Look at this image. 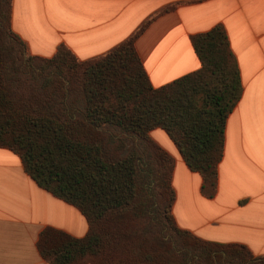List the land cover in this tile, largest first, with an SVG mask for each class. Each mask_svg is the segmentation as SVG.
Masks as SVG:
<instances>
[{"label":"trees","instance_id":"1","mask_svg":"<svg viewBox=\"0 0 264 264\" xmlns=\"http://www.w3.org/2000/svg\"><path fill=\"white\" fill-rule=\"evenodd\" d=\"M174 8L85 61L63 44L52 57L32 55L13 30V0H0V148L88 223L84 237L41 231L48 264H264L245 245L201 239L175 221V159L150 133L166 132L214 198L226 119L243 86L222 24L191 36L198 71L152 85L136 42Z\"/></svg>","mask_w":264,"mask_h":264},{"label":"crops","instance_id":"2","mask_svg":"<svg viewBox=\"0 0 264 264\" xmlns=\"http://www.w3.org/2000/svg\"><path fill=\"white\" fill-rule=\"evenodd\" d=\"M136 42L155 88L201 67L191 36L224 25L243 86L226 123L225 145L212 199L161 129L151 137L175 159L173 215L193 235L242 244L264 256V0H13V30L35 56L60 45L80 60L101 56L170 6ZM74 206L39 187L20 158L0 148V264H48L37 242L46 227L84 237L88 223Z\"/></svg>","mask_w":264,"mask_h":264}]
</instances>
